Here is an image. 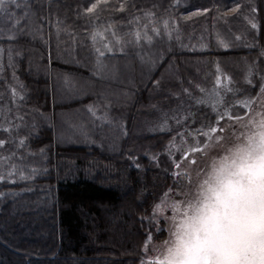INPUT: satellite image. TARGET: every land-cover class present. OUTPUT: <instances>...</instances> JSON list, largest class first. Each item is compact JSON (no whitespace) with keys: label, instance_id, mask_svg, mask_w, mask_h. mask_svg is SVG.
I'll return each instance as SVG.
<instances>
[{"label":"rangeland","instance_id":"1","mask_svg":"<svg viewBox=\"0 0 264 264\" xmlns=\"http://www.w3.org/2000/svg\"><path fill=\"white\" fill-rule=\"evenodd\" d=\"M224 1L220 0L215 8L218 14H209L208 0L162 1L157 8H137L133 0H101L91 13L86 10L97 0H80L76 3L81 16L75 19L65 13L62 3H55L50 6V14L56 10L53 21L45 27V19H40V0L9 2L7 13L0 12V140L5 141L0 146V185H32L20 191H2L0 195L33 192L36 188L34 180L45 170L43 164L48 156L43 150L33 151L28 139L43 129L59 134L64 146H93L112 153H119L127 144L135 149L145 148L140 156L161 169L169 165L172 180L177 183L156 203L163 202L164 211H157L154 216L156 205L151 210L149 220L155 225V233L148 236L143 246L140 264L162 259L168 247L174 245L183 212L198 199L200 184L214 160L242 143V135L253 131L249 122L258 121L259 113L264 112V54L237 60L216 55L193 63L180 62L176 71L186 79L177 80L185 84L183 95L175 96V102L164 103L158 114L142 107L132 122H128L127 104L132 102V96L127 89L133 85L143 87L163 63L166 66L167 54L172 51L256 47L262 38L256 0ZM138 31L142 37L139 44L134 39ZM145 32L151 42L143 38ZM94 33H99L95 42ZM27 37L31 45H46L57 96L51 108L54 124H50L43 108L27 103L32 91L22 78L24 65L28 62L37 71L43 70L37 50L24 45ZM97 48L104 56H99ZM97 60L105 66L102 71L97 70ZM59 65L64 69L77 66L88 75L60 70ZM171 77L167 68L162 79L156 80L159 85L154 83L166 90ZM137 99L138 95L132 105ZM237 116L241 119H235ZM210 128L223 131L211 132ZM144 133L166 135L137 144L144 139ZM197 145L203 151H192ZM128 158L136 163L134 155Z\"/></svg>","mask_w":264,"mask_h":264},{"label":"trees","instance_id":"2","mask_svg":"<svg viewBox=\"0 0 264 264\" xmlns=\"http://www.w3.org/2000/svg\"><path fill=\"white\" fill-rule=\"evenodd\" d=\"M77 1L80 0H40V19H45L44 27L53 21L56 10L50 14V6L55 3H62L65 13L74 19L81 16ZM133 1L137 8H157L159 2L169 0ZM208 1L211 6L208 13L218 14L215 8L218 9L220 0ZM255 2L262 21V38L256 47L168 53L166 66L163 63L143 87L133 85L127 89L132 102L137 95L139 97L133 105L132 102L127 104L128 122H132L142 107L158 114L164 109V103L175 102V96L183 95L185 84L177 80L186 79L176 71L180 62L193 63L216 55L234 60L263 55L264 0ZM76 24L79 25V21ZM31 42L27 37L24 45L37 50L43 70L37 71L28 62L24 65L22 78L32 91L27 103L33 108H43L50 117V124H54L51 111L52 102H57L52 80L54 72L48 67L45 43L34 46ZM58 67L69 73L88 75L77 66ZM167 68L172 77L167 89L160 90L154 82L162 79ZM75 104L80 105V102ZM165 135L145 134L137 144ZM61 141L60 135L51 129L31 136L28 139L31 149L43 150L48 156L43 164L45 170L34 180L36 188L33 192L0 195V264H140L143 246L148 236L155 233V225L149 220L151 210L168 188L177 187L169 165L162 169L154 166L140 156L145 148L137 150L131 144L122 147L119 153H112L93 146H64ZM131 155L136 157L135 164L128 158ZM27 185L32 184H3L0 193L20 191ZM21 207L25 210L21 211Z\"/></svg>","mask_w":264,"mask_h":264},{"label":"snow or ice","instance_id":"3","mask_svg":"<svg viewBox=\"0 0 264 264\" xmlns=\"http://www.w3.org/2000/svg\"><path fill=\"white\" fill-rule=\"evenodd\" d=\"M9 2L15 3V0H0V12L7 13ZM100 2L97 0L86 11L93 12ZM103 2L107 3V0ZM164 23L166 28L167 21ZM152 31L159 34L156 28ZM97 35L99 33L92 36L94 42ZM143 38L151 42L146 32ZM134 39L139 44L142 39L139 31ZM105 47L111 51L108 45ZM2 51L0 49V53ZM96 52L99 56L105 54L99 48ZM11 60L9 55L10 63ZM96 67L102 71L105 66L97 60ZM156 83L158 86L160 82ZM261 92L264 93V88ZM259 115L258 121L249 122L253 131L242 135L243 142L229 149L219 160H214L207 177L200 184L198 199L190 202L183 212L174 245L168 247L162 259L157 258L149 264H264V112ZM235 119L241 118L237 116ZM177 123H180L179 119ZM4 130L9 131L7 128ZM210 131L223 129L210 128ZM4 143L0 140V146ZM20 143L22 145L23 141ZM192 151L201 152L203 149L197 145ZM162 204L155 206L154 216L157 211H164Z\"/></svg>","mask_w":264,"mask_h":264}]
</instances>
